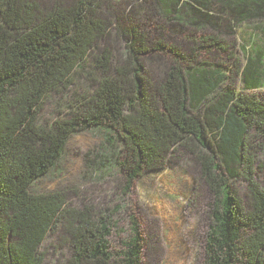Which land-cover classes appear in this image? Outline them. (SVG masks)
Instances as JSON below:
<instances>
[{
  "label": "trees",
  "instance_id": "trees-1",
  "mask_svg": "<svg viewBox=\"0 0 264 264\" xmlns=\"http://www.w3.org/2000/svg\"><path fill=\"white\" fill-rule=\"evenodd\" d=\"M68 1L44 9L40 0H0V264H45L42 246L59 231L68 238L64 264H143L135 222L114 252L108 211L33 191L70 140L87 132L104 142L94 173L117 171L126 191L179 151L193 156L214 196L204 264H264V185L254 148L264 146V103L256 96L264 89V44H252L242 68L233 65L243 92L214 57L228 52L220 33L264 20V0H140L128 10L124 0ZM163 23L204 35L169 44ZM111 31L124 44L122 61L110 53ZM149 58L165 67L151 73ZM54 95L63 104L42 122Z\"/></svg>",
  "mask_w": 264,
  "mask_h": 264
},
{
  "label": "rangeland",
  "instance_id": "rangeland-1",
  "mask_svg": "<svg viewBox=\"0 0 264 264\" xmlns=\"http://www.w3.org/2000/svg\"><path fill=\"white\" fill-rule=\"evenodd\" d=\"M52 1L40 0L42 8L51 6ZM71 1L74 0H69L68 3ZM139 1L124 0L126 9L132 2H135L133 7L139 5ZM115 4L122 5L119 0H113V5ZM101 12L106 16L103 7ZM163 26L169 44L184 43L185 46L186 42L194 38L196 41L204 35L202 30L183 33L181 30L174 31L165 23ZM259 26L260 30H257ZM209 31L211 34L212 30ZM111 33L108 41L110 53L116 61H122L124 44L116 39L112 31ZM220 35V39L229 44L228 52L214 54V57L224 62L223 66L226 63V67L233 71L230 74L236 81L237 91L243 92L242 78L239 74L234 75L233 65L237 63L242 68L246 62V52L251 51L252 44H264V20L243 24L231 34L222 32ZM209 58L211 63H216L212 57ZM201 59L206 60L207 56L203 55ZM158 63L165 64L163 60L156 61L155 58H149L145 62L151 73H156ZM256 96L264 103V89ZM62 104L63 98L52 96L44 105L40 120L51 122ZM100 145H104L101 135L92 132L75 135L67 144L54 170L41 178L34 185L33 191L61 192L66 194L74 208L83 209L86 204L91 206L93 212L108 211L115 224L108 238L114 252L123 250L124 243L130 238L132 222H135L145 243L143 264H204L205 240L211 223L210 210L214 196L201 179L197 160L188 153L179 151L168 159L162 170L144 175L133 183L130 191H126L122 175L117 171L112 172L109 177L94 173L93 165ZM261 147L264 149L263 145L254 146L258 152L257 165L260 168L257 171V181L260 186L264 185V152L259 151ZM231 184L240 197H248L244 182L236 180ZM67 240L62 231L47 238L41 249L46 254L45 264H64L70 258Z\"/></svg>",
  "mask_w": 264,
  "mask_h": 264
}]
</instances>
